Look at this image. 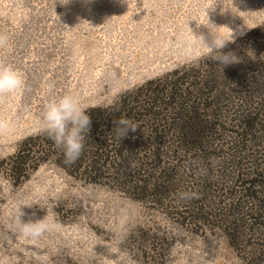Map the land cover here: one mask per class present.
Here are the masks:
<instances>
[{"label": "rangeland", "instance_id": "1", "mask_svg": "<svg viewBox=\"0 0 264 264\" xmlns=\"http://www.w3.org/2000/svg\"><path fill=\"white\" fill-rule=\"evenodd\" d=\"M209 22L235 42L264 24V0H0V64L24 80L0 94V264H264V227L231 243L214 220L196 222L182 190L163 206L139 202L70 176L40 149L22 180L9 172L23 143L46 140L52 99L71 94L86 112L110 107L207 57L196 36L207 38ZM19 206L22 222L46 217L42 237L23 234Z\"/></svg>", "mask_w": 264, "mask_h": 264}, {"label": "trees", "instance_id": "2", "mask_svg": "<svg viewBox=\"0 0 264 264\" xmlns=\"http://www.w3.org/2000/svg\"><path fill=\"white\" fill-rule=\"evenodd\" d=\"M222 51L240 61L221 68L207 56L87 111L90 132L75 162L66 163L47 135L23 143L9 172L22 180L29 155L40 149L70 176L106 181L139 202L163 206L182 190L196 222L214 220L243 245L264 227V24ZM120 117L139 125L121 142L109 135ZM208 192L217 194L213 202L201 198Z\"/></svg>", "mask_w": 264, "mask_h": 264}, {"label": "clouds", "instance_id": "3", "mask_svg": "<svg viewBox=\"0 0 264 264\" xmlns=\"http://www.w3.org/2000/svg\"><path fill=\"white\" fill-rule=\"evenodd\" d=\"M67 2V0H66ZM209 24H211L209 22ZM213 25V24H211ZM215 26V25H213ZM208 27V26H207ZM207 38L204 35L196 36L202 46L207 50L208 58L219 62V67L238 63L240 57L233 51H222L229 42H234L235 36L231 32L229 37L217 30L218 27H208ZM24 86L23 76L18 69L11 64H0V94L13 93ZM43 131L48 135L56 147L63 152L65 162L71 164L78 159L84 149L85 140L91 127V118L86 109L81 106L77 98L71 94H65L52 99L46 106L42 116ZM139 125L130 118L120 117L114 120V127L109 135L114 140L121 142L129 131L135 132ZM191 198L186 196L183 199ZM21 206V205H20ZM19 212V227L23 234L31 238H40L48 231L50 224L46 217L43 219H29L22 222L20 217L24 215L21 208ZM33 215H35L33 213Z\"/></svg>", "mask_w": 264, "mask_h": 264}]
</instances>
